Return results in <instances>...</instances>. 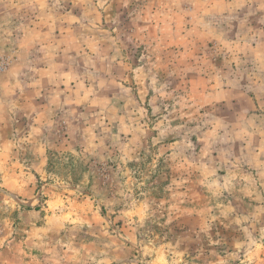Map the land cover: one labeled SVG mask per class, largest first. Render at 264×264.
<instances>
[{
  "label": "rangeland",
  "instance_id": "obj_1",
  "mask_svg": "<svg viewBox=\"0 0 264 264\" xmlns=\"http://www.w3.org/2000/svg\"><path fill=\"white\" fill-rule=\"evenodd\" d=\"M0 264H264V0H0Z\"/></svg>",
  "mask_w": 264,
  "mask_h": 264
}]
</instances>
